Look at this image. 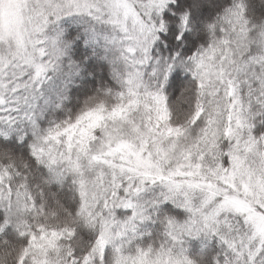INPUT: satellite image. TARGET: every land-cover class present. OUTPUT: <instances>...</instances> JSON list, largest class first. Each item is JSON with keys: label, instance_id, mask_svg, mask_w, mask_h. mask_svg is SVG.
<instances>
[{"label": "snow or ice", "instance_id": "snow-or-ice-1", "mask_svg": "<svg viewBox=\"0 0 264 264\" xmlns=\"http://www.w3.org/2000/svg\"><path fill=\"white\" fill-rule=\"evenodd\" d=\"M0 264H264V0H0Z\"/></svg>", "mask_w": 264, "mask_h": 264}]
</instances>
